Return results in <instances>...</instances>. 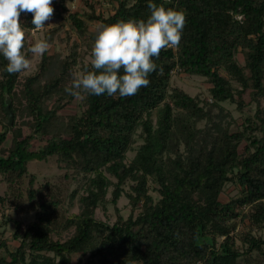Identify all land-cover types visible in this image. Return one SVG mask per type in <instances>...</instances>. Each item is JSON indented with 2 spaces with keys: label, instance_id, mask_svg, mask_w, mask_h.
<instances>
[{
  "label": "trees",
  "instance_id": "obj_1",
  "mask_svg": "<svg viewBox=\"0 0 264 264\" xmlns=\"http://www.w3.org/2000/svg\"><path fill=\"white\" fill-rule=\"evenodd\" d=\"M67 1L53 0L52 18H62ZM111 1L115 6L107 16L96 13L95 4L87 0L88 13L67 15L87 51L95 38L88 20L112 24L150 15V0ZM151 2L186 9L187 22L179 47L161 51L150 84L136 95L105 93L77 100L66 92L74 67L80 62L82 71L90 65L79 60L76 41L55 62L53 72L49 52L24 76L9 74L0 55V176L18 195L28 175V205L15 207L34 214L22 228L14 220L17 244L11 246L5 226L13 219L0 211V264H69L77 254L88 255L91 264H264V238L250 231L264 228V0ZM32 18L31 13L20 17L27 29L25 50L32 46L27 44ZM59 29H47L43 39L52 42ZM238 51L245 56L244 64L235 58ZM174 71L204 76L211 84L213 105L171 86ZM248 88L255 109L244 114L237 129L214 122L212 107L220 102H235L242 112L241 96ZM72 101L75 111L63 114ZM8 133L11 142L4 147ZM38 134L44 137L34 146ZM137 134L142 143L126 162ZM49 156L84 179L81 210L60 220V199L49 182L35 187L27 167L30 160ZM127 180L133 182L124 193L130 214L124 218L117 212L112 224L95 218L96 208L107 201L108 188L113 186L110 201L115 204ZM149 181L156 196L149 192ZM229 182L238 185L240 193L223 202L220 194ZM242 220L250 229L238 245L235 230ZM63 231L72 233L63 238Z\"/></svg>",
  "mask_w": 264,
  "mask_h": 264
},
{
  "label": "clouds",
  "instance_id": "obj_2",
  "mask_svg": "<svg viewBox=\"0 0 264 264\" xmlns=\"http://www.w3.org/2000/svg\"><path fill=\"white\" fill-rule=\"evenodd\" d=\"M53 0H0V55L7 61L6 71L17 74L29 69L28 53L43 56L51 48L47 39H41L26 49V27L20 17L31 13L33 30L53 26L45 24L54 15ZM147 19H121L112 24L98 23L90 50V65L75 73L71 86L65 91L81 99L82 95H119L130 97L150 84V75L156 72L164 49L178 48L187 22L183 8L148 4ZM160 73L163 68H159ZM79 258V254L75 258Z\"/></svg>",
  "mask_w": 264,
  "mask_h": 264
},
{
  "label": "rangeland",
  "instance_id": "obj_3",
  "mask_svg": "<svg viewBox=\"0 0 264 264\" xmlns=\"http://www.w3.org/2000/svg\"><path fill=\"white\" fill-rule=\"evenodd\" d=\"M86 0H68L66 2V11H62V18H52L51 20L46 22V27L48 24H52L53 26L35 31H30L29 39L27 40V44L32 42V45L37 41L41 40L45 36V32L49 28L59 27L60 29L55 33L53 37V41L50 42L51 48L49 49V53L54 57V65L51 68V72L56 70V61L63 58L67 55L70 46L73 42L80 43L78 46L79 51V60L84 63L90 62L91 55L90 51L86 50V47L81 44V39L76 34L74 30L70 28V22L67 18L69 12H79L81 14L88 13L90 8L85 4ZM88 2H92L95 4L96 13H103L104 16L111 14L113 12V7L115 6V2L111 0H87ZM88 29L89 31H94L95 26L99 23L96 20H88ZM30 41V42H29ZM235 58L239 64H244L245 56L241 51H238L235 54ZM31 65L29 69L22 71L21 75H28L34 72L37 68V63L40 60V55L30 56ZM80 62L74 67V74L80 72ZM23 78V77H21ZM171 86H177L182 88L186 93L191 96L199 95L205 102L208 103L209 107L213 105L212 98L209 94V88L211 84L204 76L199 75H189L183 72L174 71L172 73V77L170 80ZM234 87H239V85L232 81ZM250 90L247 89L243 92L241 99L244 103L243 111H239L237 108V104L235 102H220L217 106L212 107V114L214 122L219 123L222 127L228 126L231 130L237 129V124L240 125L242 123V119L245 113L253 112L255 109V102H251ZM234 99L237 100L238 96L234 95ZM74 101L70 103L64 110L63 114H69L75 111L76 107H74ZM260 104L264 107V96L260 98ZM205 121H200L197 124V127H203ZM26 131L23 128V133ZM46 136V135H45ZM44 137L42 134H38L36 140L34 141V146L38 144V142ZM135 137V142L132 145V149L126 153V162L130 161L134 156L138 146L142 143V138L137 134ZM39 138V139H38ZM38 139V140H37ZM11 136L8 133L6 140L3 142V146L7 147L10 145ZM28 172L34 174L35 176V187L49 182L52 192L60 199L61 206L58 209V219H63L67 215L71 213H78L81 210L80 203L78 201L79 196L84 192V179L82 176H75L71 169H66L63 166L59 165L56 161L55 156H49L45 160H30L28 162ZM108 175V173H106ZM111 180L115 181V178L108 176ZM28 184V175H26L22 180L21 192L18 195L12 194V189L9 187L0 176V198L4 199V202H0V211L4 215L8 217H12L13 220L9 221L6 226L5 237L9 241L11 246L17 244V240L13 239L12 233L14 231V220H19L21 223V228L25 227L29 222H31L34 218L33 212H20L16 207V203H21L26 207L28 205L27 197L25 189ZM133 182L131 180H127L123 185V192L116 203H112L111 200V191L113 186L108 188V192L106 194V203L103 206H99L96 208L94 212L95 218L108 222L112 224L117 216V212L121 214L124 218H126L131 210V206L129 205L128 198L125 196V192L130 190V185ZM153 183L149 181V192L156 196V192L153 191ZM76 191V193L72 196V192ZM240 193V188L233 182H229L225 185L224 190L220 194V200L223 202L228 201L231 197L237 196ZM246 211V209H245ZM249 222L247 220L238 221L237 228L235 230V238L236 243L241 245L240 237L244 231L249 230L250 227ZM72 231V230H71ZM70 231V232H71ZM251 234L254 236H261L264 238V228L259 229L253 227L251 230ZM70 232L63 231L61 235L65 238ZM72 233V232H71ZM56 237V236H55ZM76 255H73L72 258H75ZM88 255L80 257L76 260L70 261L69 264H91L88 261Z\"/></svg>",
  "mask_w": 264,
  "mask_h": 264
},
{
  "label": "water",
  "instance_id": "obj_4",
  "mask_svg": "<svg viewBox=\"0 0 264 264\" xmlns=\"http://www.w3.org/2000/svg\"><path fill=\"white\" fill-rule=\"evenodd\" d=\"M8 106H9V99H7V104H6L5 110L9 114V123L11 124L12 123L13 116H12L10 110L8 109Z\"/></svg>",
  "mask_w": 264,
  "mask_h": 264
},
{
  "label": "built area",
  "instance_id": "obj_5",
  "mask_svg": "<svg viewBox=\"0 0 264 264\" xmlns=\"http://www.w3.org/2000/svg\"><path fill=\"white\" fill-rule=\"evenodd\" d=\"M237 18L240 19V16H238Z\"/></svg>",
  "mask_w": 264,
  "mask_h": 264
}]
</instances>
